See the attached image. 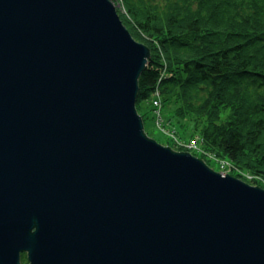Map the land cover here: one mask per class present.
Here are the masks:
<instances>
[{
	"label": "water",
	"instance_id": "water-1",
	"mask_svg": "<svg viewBox=\"0 0 264 264\" xmlns=\"http://www.w3.org/2000/svg\"><path fill=\"white\" fill-rule=\"evenodd\" d=\"M150 56L113 0H0V264H264V188L146 133Z\"/></svg>",
	"mask_w": 264,
	"mask_h": 264
},
{
	"label": "trees",
	"instance_id": "trees-1",
	"mask_svg": "<svg viewBox=\"0 0 264 264\" xmlns=\"http://www.w3.org/2000/svg\"><path fill=\"white\" fill-rule=\"evenodd\" d=\"M119 1L133 36L152 45L138 111L158 92L176 115L202 123L203 159L228 161L225 171L246 169L256 176L249 183L264 186V0Z\"/></svg>",
	"mask_w": 264,
	"mask_h": 264
},
{
	"label": "rangeland",
	"instance_id": "rangeland-1",
	"mask_svg": "<svg viewBox=\"0 0 264 264\" xmlns=\"http://www.w3.org/2000/svg\"><path fill=\"white\" fill-rule=\"evenodd\" d=\"M113 1L116 4L118 12L123 20V15H127L123 4L119 0ZM140 42L146 44L149 47L151 45L150 41ZM155 52L158 53L157 55H159L162 53V50L160 47H157V49H155ZM175 104L176 103L173 102H170V104L168 105L164 104L159 93L155 92V94L153 95V107L152 104L149 103L148 108H141V113L138 111L141 115L144 113V117L146 116L145 127L149 132L148 135L165 146H171V148H173L174 150L188 151L193 155L203 159L202 155H205L207 151L205 150L204 144L199 137L201 126H196L201 125L202 123L196 119L197 116L194 114L186 115L184 117H179L178 115H176V112L173 111L176 107ZM179 148H181V150H179ZM209 157L210 160H203L206 163L209 162V164H207L214 170L221 172L222 174H226L228 172L225 171V169H231L230 167H227L228 164H225V161L220 164V162L217 161L213 155H209ZM239 171L241 172V176L245 177L246 179L243 177H238L231 173L229 174L236 176L237 178L242 179L247 183H249L247 181L248 178L256 177L246 169L240 168ZM260 187L264 188V186Z\"/></svg>",
	"mask_w": 264,
	"mask_h": 264
},
{
	"label": "bare ground",
	"instance_id": "bare-ground-1",
	"mask_svg": "<svg viewBox=\"0 0 264 264\" xmlns=\"http://www.w3.org/2000/svg\"><path fill=\"white\" fill-rule=\"evenodd\" d=\"M224 163H225V164H228L227 166H229V165H230L228 161H225ZM230 166H231V165H230ZM235 177H236V176H235Z\"/></svg>",
	"mask_w": 264,
	"mask_h": 264
}]
</instances>
